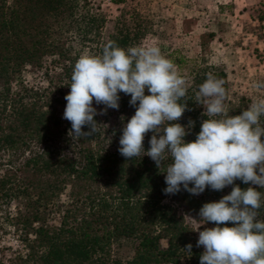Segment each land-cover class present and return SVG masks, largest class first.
<instances>
[{"label": "trees", "instance_id": "trees-1", "mask_svg": "<svg viewBox=\"0 0 264 264\" xmlns=\"http://www.w3.org/2000/svg\"><path fill=\"white\" fill-rule=\"evenodd\" d=\"M146 25L128 10L107 22L93 0H0V222L24 247L22 255L0 257V264H200L202 251L184 216L199 220L201 206L230 194L232 186L165 195L167 162L158 170L147 155L128 160L118 152L122 127L136 110L123 92L118 110L94 117L95 135L72 140L71 123L62 118L81 51L99 56L110 40L127 49L140 42ZM202 27L198 19L191 29L201 64L187 80L192 110L178 121L194 122L185 142L195 140L207 118L195 104L206 74L224 80L230 115L248 107L247 98L233 92L224 67L204 58L214 33ZM27 69L45 70V86L28 85L22 76ZM93 107L99 112L104 106ZM151 136L145 134V151ZM234 184L264 192L240 180Z\"/></svg>", "mask_w": 264, "mask_h": 264}, {"label": "clouds", "instance_id": "clouds-1", "mask_svg": "<svg viewBox=\"0 0 264 264\" xmlns=\"http://www.w3.org/2000/svg\"><path fill=\"white\" fill-rule=\"evenodd\" d=\"M224 83L208 73L198 86L195 104L203 106L207 118L201 121L195 140L185 142L194 126L192 120L187 125L178 123L186 110H192L186 103V78L158 46L124 49L110 40L101 55L85 54L77 59L62 118L71 123L68 135L79 141L97 132L96 115L119 109V93L129 95L128 103L136 110L122 127L118 152L128 160L147 155L158 170L167 162L165 195L182 189L199 195L206 188L222 191L232 186L230 194L199 209L202 223L196 230L209 222L216 225L199 231L196 246L204 249L200 264H264V219H259L264 192L234 184L240 180L264 188V98L258 97L240 114L230 115ZM253 87L264 91V81ZM93 102L104 107L97 112ZM85 126L89 131L82 130ZM148 132L152 136L145 151ZM229 222L234 226L221 227ZM191 249V244L185 245L189 254Z\"/></svg>", "mask_w": 264, "mask_h": 264}, {"label": "rangeland", "instance_id": "rangeland-1", "mask_svg": "<svg viewBox=\"0 0 264 264\" xmlns=\"http://www.w3.org/2000/svg\"><path fill=\"white\" fill-rule=\"evenodd\" d=\"M93 2L100 3L98 0H93ZM99 5L107 22L114 20L125 10L136 14L141 20H145L148 25L144 30V36L134 46H158L161 53L177 66L179 73L186 80L201 64L197 55L198 35L195 32L191 33L192 25L203 17L209 18L214 30L216 29V23H218V26H221L220 31H222L221 38L223 42L227 46L238 43L233 53L230 54L233 58L223 56L222 61L224 58L225 61L221 65L227 72L233 92L247 98L248 106L256 98H264V91L253 87L255 82L264 81V44L259 46L256 41L251 40V34L261 36L264 40V30L255 24L248 25L247 22L249 21L248 18H245V14H243L244 19L239 18L237 15L241 6L245 5L244 10H246L251 20L261 19L264 17V0H127L122 4ZM232 20L234 21L230 24ZM236 20H245V27L237 25ZM108 26L109 23L106 27L108 28ZM241 37L247 40L248 45H250V51L246 56L245 53L241 55L240 50H238V47L247 46L240 39ZM253 44L255 47H252ZM85 54H89L87 49L81 51L79 57ZM44 72L43 69H27L22 76L28 85L44 87L46 84L45 78H47ZM53 82L54 78H52ZM93 103L96 105L95 102ZM189 217L191 216H184V221L192 229L196 241L198 240L199 231L212 228L206 223L200 225L199 229L196 230L198 224L202 221L195 220L193 217L190 219ZM164 244V241H162L161 245L164 246ZM200 249L202 252L204 251L202 246ZM121 252L126 255L129 254V250L125 246L121 248ZM23 253L24 247L16 235L0 222V257L4 260Z\"/></svg>", "mask_w": 264, "mask_h": 264}, {"label": "crops", "instance_id": "crops-1", "mask_svg": "<svg viewBox=\"0 0 264 264\" xmlns=\"http://www.w3.org/2000/svg\"><path fill=\"white\" fill-rule=\"evenodd\" d=\"M245 5H242L240 10L237 12V15L239 18L244 19L243 14H245V18H248V25H254L255 24V20H251L249 18V16L246 13V10H244ZM239 12H241L242 14H240ZM207 18H202L201 19V23H202V30H208L214 33L212 40L208 43V49L204 55V58L206 59L208 64L211 65H223V61H225L226 56L230 59L233 58L232 55H230L231 53H233V50L238 46V43H232L231 45H226L225 42H223L222 38H221V32L220 28L221 26H218V23H216L215 25V30L212 29L213 28V24L209 21L206 20ZM234 20H232L230 22V24L233 22ZM235 23H237V25L241 26V27H245V20H236ZM256 25V24H255ZM263 31V30H262ZM202 32V31H201ZM200 32V33H201ZM191 33H194V31H191ZM220 39V41H219ZM241 40H243V43H246L247 46L241 48L238 47V50H240L241 55L243 53L246 54L249 53L250 51V45H248L247 40H245L244 38H240ZM222 40V41H221ZM251 40L252 41H256V43L259 44V46H262L264 43V40L261 36H255L253 34H251ZM221 42V43H220ZM252 47H255L254 44ZM252 49V48H251ZM244 55V54H243ZM223 56H225V58L222 61Z\"/></svg>", "mask_w": 264, "mask_h": 264}, {"label": "built area", "instance_id": "built-area-1", "mask_svg": "<svg viewBox=\"0 0 264 264\" xmlns=\"http://www.w3.org/2000/svg\"><path fill=\"white\" fill-rule=\"evenodd\" d=\"M95 1V0H94ZM100 3L99 4H105V5H111L115 4L118 0H98ZM256 26L262 28L264 30V17H262L259 20H255Z\"/></svg>", "mask_w": 264, "mask_h": 264}]
</instances>
